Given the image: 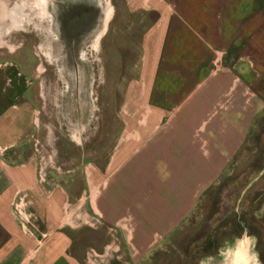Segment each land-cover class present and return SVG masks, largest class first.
I'll use <instances>...</instances> for the list:
<instances>
[{
    "label": "crops",
    "instance_id": "obj_1",
    "mask_svg": "<svg viewBox=\"0 0 264 264\" xmlns=\"http://www.w3.org/2000/svg\"><path fill=\"white\" fill-rule=\"evenodd\" d=\"M152 6L163 33L156 40L149 28L141 40L150 52L142 78L149 111L135 131L133 156L118 150L119 169L94 196L98 230L56 229L63 199L58 193L49 203H35L52 229L36 246L11 214L13 192L32 182L33 163L4 158L0 264H104L116 258L111 246L123 244L141 257L152 237L169 236L189 214L242 143L264 105V0H155ZM6 10L0 26L13 23ZM6 60L0 62V150L22 151L33 125L36 82L29 81L31 71L25 76L23 61ZM126 217L131 224L118 241L114 235L123 228L114 222ZM89 247L93 254L86 252L84 260Z\"/></svg>",
    "mask_w": 264,
    "mask_h": 264
},
{
    "label": "rangeland",
    "instance_id": "obj_2",
    "mask_svg": "<svg viewBox=\"0 0 264 264\" xmlns=\"http://www.w3.org/2000/svg\"><path fill=\"white\" fill-rule=\"evenodd\" d=\"M17 1L0 0L1 16ZM40 1L47 5L48 23L36 24L41 13L28 0L27 17L17 28L0 26V46H5L0 62L7 57L23 61L25 76L31 71L29 81L36 82L31 134L22 151L0 150L2 164L5 159L33 163L32 182L13 192L11 214L36 246L51 237L52 229L41 221L35 205L51 202L58 193L63 199L56 229L98 230L95 197L121 165L115 161L118 150L126 148V158L133 156L139 138L135 131L149 111L142 78L150 52L146 41L142 47V36L149 28L155 29L156 40L163 33L158 29L160 13L152 6L155 0ZM53 18L65 27L62 32L53 27ZM263 167L264 105L217 181L202 190L169 236L152 237L141 257L129 246L112 245L116 258L104 264H199L238 234L255 238L264 264ZM20 197L26 220L15 214ZM128 222L127 217L114 222L118 231L123 228L114 237H124ZM86 252L93 254L86 248L84 260Z\"/></svg>",
    "mask_w": 264,
    "mask_h": 264
},
{
    "label": "flooded vegetation",
    "instance_id": "obj_3",
    "mask_svg": "<svg viewBox=\"0 0 264 264\" xmlns=\"http://www.w3.org/2000/svg\"><path fill=\"white\" fill-rule=\"evenodd\" d=\"M27 1L28 0H19V1H17V2H15L14 4H12V8H11V21L13 22L11 25H9L8 27L9 28H11V29H13V28H17V26H16V23L19 21H21V19L23 20L24 18H26L27 17V14H28V8H27ZM30 1V0H29ZM33 6H34V8H36V10H37V13H38V11L40 10V13L41 14H39V18H38V21H36L37 23L36 24H38V25H40L42 22H44V20H46V23H48V18H47V11H45L46 10V7H47V5H46V7H45V5H44V3H42V1H40V0H33V4H32ZM12 12H13V14H12ZM57 19H59L58 17H57ZM9 21V20H8ZM52 23H53V27L55 28V29H57V31L58 30H61V32L64 30V28L65 27H61V25H60V22L59 21H56V20H54V18H53V20H52ZM71 24V23H70ZM74 72V71H73ZM72 72V70L70 69V73L73 75V76H75L76 74H75V72L73 73ZM73 78V77H72ZM240 235V234H239ZM239 235H236V236H239ZM229 238H231V236L230 237H228L227 239H229ZM226 240V239H225ZM223 242V241H222ZM222 242H221V244H222ZM220 244V245H221ZM222 247V246H221ZM213 253H211L210 255H212Z\"/></svg>",
    "mask_w": 264,
    "mask_h": 264
},
{
    "label": "water",
    "instance_id": "obj_4",
    "mask_svg": "<svg viewBox=\"0 0 264 264\" xmlns=\"http://www.w3.org/2000/svg\"><path fill=\"white\" fill-rule=\"evenodd\" d=\"M264 169V167H263ZM241 239H247L249 245L248 248L246 250V259H247V264H262L259 261V257H258V253L257 250L255 248L256 245V241L255 238H253V236H245L244 234L239 235V237H231L229 239H226L225 241L222 242V244L219 246L217 253L213 254V256L207 257L205 259H201L199 264H226V260H223L222 255L220 254L221 251V246L224 243H231L234 240H241ZM227 244V245H229ZM234 251L235 250H229L227 253L231 256V259H233V255H234Z\"/></svg>",
    "mask_w": 264,
    "mask_h": 264
},
{
    "label": "bare ground",
    "instance_id": "obj_5",
    "mask_svg": "<svg viewBox=\"0 0 264 264\" xmlns=\"http://www.w3.org/2000/svg\"><path fill=\"white\" fill-rule=\"evenodd\" d=\"M227 244L229 243H224L220 248L222 251L220 254L222 255L223 260H226V264H247L245 256L249 245L247 239L234 240L229 245ZM229 250H235L233 259H231V256L227 253Z\"/></svg>",
    "mask_w": 264,
    "mask_h": 264
},
{
    "label": "built area",
    "instance_id": "obj_6",
    "mask_svg": "<svg viewBox=\"0 0 264 264\" xmlns=\"http://www.w3.org/2000/svg\"><path fill=\"white\" fill-rule=\"evenodd\" d=\"M23 206L21 205V197L18 199L16 205H15V214L16 216H18L19 218L26 220L24 215H23V210H22Z\"/></svg>",
    "mask_w": 264,
    "mask_h": 264
},
{
    "label": "trees",
    "instance_id": "obj_7",
    "mask_svg": "<svg viewBox=\"0 0 264 264\" xmlns=\"http://www.w3.org/2000/svg\"><path fill=\"white\" fill-rule=\"evenodd\" d=\"M239 235V234H238Z\"/></svg>",
    "mask_w": 264,
    "mask_h": 264
}]
</instances>
